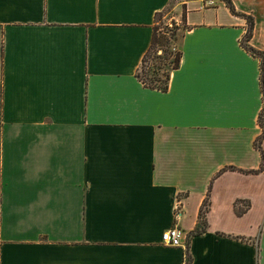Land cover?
Segmentation results:
<instances>
[{"label":"crops","instance_id":"1","mask_svg":"<svg viewBox=\"0 0 264 264\" xmlns=\"http://www.w3.org/2000/svg\"><path fill=\"white\" fill-rule=\"evenodd\" d=\"M172 1L0 0V264H264V0L177 2L163 91L138 72Z\"/></svg>","mask_w":264,"mask_h":264},{"label":"trees","instance_id":"2","mask_svg":"<svg viewBox=\"0 0 264 264\" xmlns=\"http://www.w3.org/2000/svg\"><path fill=\"white\" fill-rule=\"evenodd\" d=\"M226 2L230 6V8L235 13H237L232 1L231 0H226ZM183 22H184V25H185L183 30L185 31L188 28V25L186 24L185 13L183 15ZM248 24H249V27H248V31L246 33L245 39L243 41V45L253 55L260 57L261 60H262V63H261V67H262L261 81H262V90H263V99H264V51L259 50V49L255 48L254 46L249 44V40L252 38L253 29H254V25H255L254 19L252 17H248ZM168 42H170L169 37L165 36V35H158L157 29L154 26L152 44H151L150 49L148 50V52L146 53V55L143 58L142 65L145 64V62L148 59L149 54L156 48L155 46L157 44L165 45ZM164 51L165 52H170L167 49L164 50ZM158 57L162 58L163 56L158 55ZM181 60H182V51H181V49H177L176 52L174 53L173 59L171 60L170 68L168 69V71L163 73L164 74L163 77L160 75L159 71L157 69H154V68H153V70L148 72L146 79L141 78L139 72H138V76H139L140 80L146 86H148L150 88H156V89H159V90L166 91V90H168V88L170 86V80H171L172 71L180 66ZM159 66L160 65H157V67H159ZM263 116H264V107H263L262 111L260 112V116H259V123L262 126V132L257 137V139L255 140L256 147L259 150H261L262 155L264 156V151H263V148H262V143H263V140H264V117ZM231 168L233 169L234 167L232 166ZM226 169L227 168H225L224 170H226ZM209 207H210V194H208V196L205 198V201H204L203 205L201 206L199 222H198L195 230L192 232L193 234H199V233H202V232L207 230V226H208L207 212L209 210ZM236 211H237V213L239 215H242V214H244L246 209L236 206ZM186 244H187V250H186V263L185 264H191L192 256H191L190 251H189V240L187 241Z\"/></svg>","mask_w":264,"mask_h":264},{"label":"rangeland","instance_id":"3","mask_svg":"<svg viewBox=\"0 0 264 264\" xmlns=\"http://www.w3.org/2000/svg\"><path fill=\"white\" fill-rule=\"evenodd\" d=\"M179 1L173 0L168 7L156 15L155 28L157 29L158 35L168 36L170 42L165 45L157 44L155 46L156 48L149 54L147 61L144 65H141L139 70V74L143 79H146L148 72L153 70V68L157 69L163 77V73L170 68L174 53L177 49H180L185 25L179 18L180 11H182V7L176 6V3ZM166 49L170 52H165L164 50ZM158 55L163 57L159 58ZM157 65H160V68Z\"/></svg>","mask_w":264,"mask_h":264},{"label":"built area","instance_id":"4","mask_svg":"<svg viewBox=\"0 0 264 264\" xmlns=\"http://www.w3.org/2000/svg\"><path fill=\"white\" fill-rule=\"evenodd\" d=\"M217 0H204L205 5H214ZM178 215V214H177ZM162 240L165 244L171 246H184V236L181 227L176 224L175 226L168 228L162 234Z\"/></svg>","mask_w":264,"mask_h":264}]
</instances>
